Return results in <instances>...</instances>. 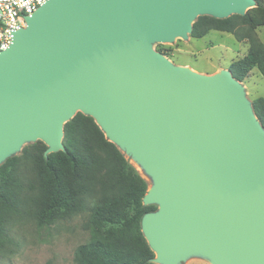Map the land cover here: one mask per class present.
<instances>
[{
  "label": "water",
  "instance_id": "obj_1",
  "mask_svg": "<svg viewBox=\"0 0 264 264\" xmlns=\"http://www.w3.org/2000/svg\"><path fill=\"white\" fill-rule=\"evenodd\" d=\"M256 0H47L0 50V165L26 142L64 151V124L92 116L152 177L142 232L157 264L202 254L264 264V127L229 69L174 64L157 41L201 15Z\"/></svg>",
  "mask_w": 264,
  "mask_h": 264
},
{
  "label": "trees",
  "instance_id": "obj_2",
  "mask_svg": "<svg viewBox=\"0 0 264 264\" xmlns=\"http://www.w3.org/2000/svg\"><path fill=\"white\" fill-rule=\"evenodd\" d=\"M256 2L245 15H201L191 33L200 38L219 30L247 40V53L229 66L239 81L254 68L264 75V42L256 33L264 27V0ZM252 104L264 127V96ZM63 143L64 151L46 155L47 144L37 140L0 165V250L10 241L8 225L25 214L38 226H48L89 212L85 228L90 238L77 246L76 264H157L141 227L143 216L158 209L143 202L148 179L90 115L78 112L64 124Z\"/></svg>",
  "mask_w": 264,
  "mask_h": 264
},
{
  "label": "rangeland",
  "instance_id": "obj_3",
  "mask_svg": "<svg viewBox=\"0 0 264 264\" xmlns=\"http://www.w3.org/2000/svg\"><path fill=\"white\" fill-rule=\"evenodd\" d=\"M256 33L264 42V27H259ZM153 47L168 53L165 55L176 65L189 67L202 74H214L229 69L234 60L244 56L249 43L247 40L238 41L231 33L211 30L200 38L189 33L186 38L179 36L173 41H157ZM241 83L250 101L264 96V75L258 68H254ZM30 143L33 142H26L14 154L19 155L22 148ZM131 161L148 179L150 187L153 186L154 181L145 169L132 157ZM24 172L30 175L28 167L24 168ZM89 215V212H83L48 226H38L31 214L13 220L8 225L10 241L0 250V264H76L74 254L77 246L90 238L85 228ZM178 264L214 263L208 257L196 253Z\"/></svg>",
  "mask_w": 264,
  "mask_h": 264
},
{
  "label": "built area",
  "instance_id": "obj_4",
  "mask_svg": "<svg viewBox=\"0 0 264 264\" xmlns=\"http://www.w3.org/2000/svg\"><path fill=\"white\" fill-rule=\"evenodd\" d=\"M47 0H0V50L7 48L15 30L27 25L26 17Z\"/></svg>",
  "mask_w": 264,
  "mask_h": 264
}]
</instances>
